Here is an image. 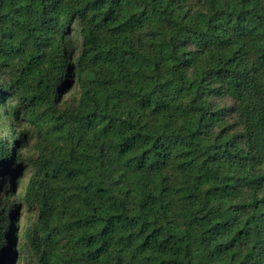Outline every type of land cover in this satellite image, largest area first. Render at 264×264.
I'll return each mask as SVG.
<instances>
[{
  "label": "trees",
  "instance_id": "obj_1",
  "mask_svg": "<svg viewBox=\"0 0 264 264\" xmlns=\"http://www.w3.org/2000/svg\"><path fill=\"white\" fill-rule=\"evenodd\" d=\"M0 264H264V0H0Z\"/></svg>",
  "mask_w": 264,
  "mask_h": 264
},
{
  "label": "rangeland",
  "instance_id": "obj_2",
  "mask_svg": "<svg viewBox=\"0 0 264 264\" xmlns=\"http://www.w3.org/2000/svg\"><path fill=\"white\" fill-rule=\"evenodd\" d=\"M29 175H30L29 171H27L26 173L25 171L22 172L21 177H20L21 182L16 189V193L23 192L25 182H27ZM30 210L32 209L29 207L25 208L22 205H18L16 208V212L14 215V225L12 224L11 231H10L11 234L15 236V242L18 241L20 227L30 222L34 217L33 213H31Z\"/></svg>",
  "mask_w": 264,
  "mask_h": 264
}]
</instances>
